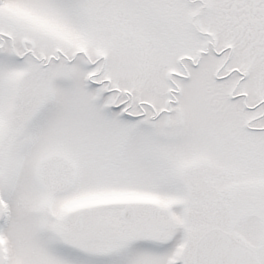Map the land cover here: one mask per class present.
Wrapping results in <instances>:
<instances>
[{"label":"snow or ice","instance_id":"1","mask_svg":"<svg viewBox=\"0 0 264 264\" xmlns=\"http://www.w3.org/2000/svg\"><path fill=\"white\" fill-rule=\"evenodd\" d=\"M0 264H264V0H0Z\"/></svg>","mask_w":264,"mask_h":264}]
</instances>
